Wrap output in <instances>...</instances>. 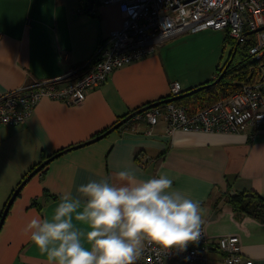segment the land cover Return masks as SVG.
<instances>
[{"label":"crops","instance_id":"0c3cea01","mask_svg":"<svg viewBox=\"0 0 264 264\" xmlns=\"http://www.w3.org/2000/svg\"><path fill=\"white\" fill-rule=\"evenodd\" d=\"M122 17L116 3L99 0L89 9L86 0H0V94L86 61ZM226 34L206 26L187 30L115 67L81 103L43 96L23 122L0 124L2 202L32 165L56 153L10 204L0 226V264H48L28 239V221L50 214L63 191L75 193L90 178L114 177L124 163L142 177L166 171L174 187L199 200L209 239L236 235L241 253L264 264V204L259 216L237 213L226 195L253 191L264 200V125L168 133L158 119L147 133L148 124L131 117L85 142L137 107L168 97L172 82L181 92L210 80L227 56ZM210 264H221L217 254Z\"/></svg>","mask_w":264,"mask_h":264},{"label":"built area","instance_id":"2783aa9c","mask_svg":"<svg viewBox=\"0 0 264 264\" xmlns=\"http://www.w3.org/2000/svg\"><path fill=\"white\" fill-rule=\"evenodd\" d=\"M116 3L123 17L118 28L109 30L90 57L53 78L34 79L0 94V124L23 122L43 97L68 104L81 103L86 92L102 83L115 67L153 52L157 45L182 32L202 26L223 29L235 39L264 25V0H99ZM249 47L254 58L264 53V28L253 32ZM246 36V35H245ZM243 36L240 41L245 37ZM61 81H64L60 84ZM58 83V84H57ZM180 92L178 82L170 84L168 96ZM132 118L150 127L161 119L166 131L176 129L236 132L248 126L264 125V63L257 76L242 82L227 97L207 105L176 104L173 100L145 108ZM217 254L221 264H253L241 253L236 235L209 239L201 220L200 234L182 250L165 251L148 245L136 264H210Z\"/></svg>","mask_w":264,"mask_h":264},{"label":"clouds","instance_id":"9594fccd","mask_svg":"<svg viewBox=\"0 0 264 264\" xmlns=\"http://www.w3.org/2000/svg\"><path fill=\"white\" fill-rule=\"evenodd\" d=\"M200 225L199 200L166 171L142 177L124 163L114 177L60 193L50 214L28 221L27 235L48 264H135L148 245L182 250Z\"/></svg>","mask_w":264,"mask_h":264},{"label":"trees","instance_id":"16d2710c","mask_svg":"<svg viewBox=\"0 0 264 264\" xmlns=\"http://www.w3.org/2000/svg\"><path fill=\"white\" fill-rule=\"evenodd\" d=\"M225 38L230 45L228 53L223 62L217 66L214 76L206 81H210V84L198 91L175 99L174 102L176 104H184L190 107L196 104L207 105L217 99L229 96L237 90L242 82L249 80L255 75L257 76L260 71V65L264 63V53L259 58L253 57V54L249 51L253 38L247 34L236 46H234L236 41L234 37L226 34ZM224 66L225 70L219 80L211 82ZM35 165H32L28 171ZM226 195L235 212L249 213L255 216L260 215L264 200L255 192L241 191L231 193L229 190Z\"/></svg>","mask_w":264,"mask_h":264},{"label":"water","instance_id":"95a60500","mask_svg":"<svg viewBox=\"0 0 264 264\" xmlns=\"http://www.w3.org/2000/svg\"><path fill=\"white\" fill-rule=\"evenodd\" d=\"M94 3V0H86V6L87 8H91L92 5ZM261 28H264V25L258 27L256 30L258 29H261ZM256 30H248V31H244L242 32L238 38H236V41H235V45L238 44L240 42V39L249 34V33H252ZM235 49V48H234ZM234 52V50H233ZM225 70V66L224 68L220 71V73L211 81V82H215L217 80H219V78L222 76V73L224 72ZM210 84V81L208 82H204L202 84H199L195 87H192L190 89H187L185 91H181L175 95H172V96H168V97H165V98H161V99H158V100H155V101H152V102H149V103H146L144 105H141L140 107H137L136 109L130 111L129 113L125 114L124 116H122L120 119H118L115 123H113L110 127H108L107 129H105L104 131H102L101 133H99L98 135H95L94 137H92L91 139L89 140H86L85 142H90L91 140H95L101 136H103L104 134L110 132L111 130L119 127L121 124H123L124 122H126L129 118L133 117L136 113L144 110L145 108H148L150 106H154V105H157L159 103H162V102H167V101H172V100H175L183 95H187V94H190L192 92H195V91H198L200 90L201 88L207 86ZM83 142H80L74 146H79V145H82ZM56 154V153H55ZM55 154L53 155H49L48 157H46L44 160L40 161L38 164H36L33 168H31L24 176L23 178L17 183V185L14 187V189L12 190V192L10 193L8 199L5 201L4 203V206L0 212V226L2 224V221L4 219V216L10 206V204L12 203L14 197L17 195L18 191H19V188L24 184V182L36 171H38L41 167L44 166L45 163H47ZM232 192V191H231Z\"/></svg>","mask_w":264,"mask_h":264},{"label":"rangeland","instance_id":"374dc122","mask_svg":"<svg viewBox=\"0 0 264 264\" xmlns=\"http://www.w3.org/2000/svg\"><path fill=\"white\" fill-rule=\"evenodd\" d=\"M229 46H230V45H229ZM260 66H261V65H260ZM196 105H198V106H199L200 104H196ZM4 202H5V201H4ZM4 202H2V201L0 200V203H4Z\"/></svg>","mask_w":264,"mask_h":264}]
</instances>
